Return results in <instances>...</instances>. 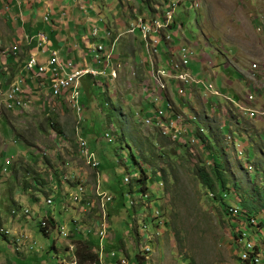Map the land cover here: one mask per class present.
<instances>
[{
	"label": "rangeland",
	"instance_id": "rangeland-1",
	"mask_svg": "<svg viewBox=\"0 0 264 264\" xmlns=\"http://www.w3.org/2000/svg\"><path fill=\"white\" fill-rule=\"evenodd\" d=\"M6 1L2 4L4 15L0 5V51H5L7 59H13L10 63L13 68L8 67L13 72L18 65L13 61L22 55L18 43L11 41V24L5 22L4 17L8 15ZM104 1L108 5L104 7L106 14L107 8L111 7L118 12L114 4L117 0ZM142 1L134 0V5L140 7ZM199 1L197 10L189 6V0L176 4V15L168 26L172 47L190 46L188 68L200 78L205 74L199 59L201 55H207L211 62L210 70L215 74V80L211 76L210 80L216 83L220 93L232 96L233 100L212 96L201 85L202 96L207 99L204 103L197 89L190 98L191 103L172 95L178 106L172 109L176 113L181 112L183 117L181 133H176L175 137L173 132L166 135L161 129L144 123V118L156 110L142 95V85L149 81L147 73L145 75L141 71L132 75L129 71H122L114 80L106 78L105 73H99L97 80L109 83L104 87L86 78L81 91L82 94L88 92L91 99L85 101L79 134L95 153L99 162L98 175L78 156L75 115L63 100L55 98L48 115L45 110L41 111L42 103L38 105L32 100L31 109H24V114L8 112L1 103L6 83L0 80V227L16 230L15 235L22 232L28 240L18 251L17 242L23 238L22 235L12 241L13 238L0 232V264H59L61 259L73 260V240L93 237L97 247L96 223L99 221L103 226V254L115 251L113 255L108 254V262L129 257V263H135L134 254L144 244L151 247L150 252L144 255V264H246L238 257L234 245L229 226L233 217L221 211L218 203L210 198L211 193L194 175V165L198 160L209 167L216 150H222L224 156L218 152L221 159L225 157L224 165L241 182L243 196L235 194L230 202L235 204L236 201L239 205V200L244 197L260 211L256 216L263 222L260 234L249 232L261 253V259L254 264H264V207H260L264 203V42L256 30L264 20V0ZM140 9L144 11V7ZM175 23L179 26L177 31L171 28ZM60 31L63 33V29ZM136 31L133 41L138 58L140 54L146 55V43L140 37L141 33ZM153 35L157 41L151 44L156 47V54L164 58L167 45L159 32ZM15 45L17 48L13 49ZM14 51L16 54L12 53ZM172 53H177V50ZM95 62L92 65L99 71L109 73V69L101 66L100 59ZM5 65L4 58H1L0 79H4L1 76L6 71ZM221 79H230L231 82H227L230 85L221 84ZM86 80L89 81L87 84ZM111 88L116 95L109 97L108 93L113 94ZM36 90L42 95L38 88ZM105 95L121 106L119 115L125 118L127 134L124 140L128 145L118 140L117 131L121 123L108 113L102 99ZM162 103L164 105L166 101ZM239 108L245 109L239 111ZM246 109L254 110V114L250 116L248 111H244ZM165 112L170 115L169 110L165 109ZM111 128L114 131L117 128V131H113V141L107 142L103 134ZM206 135L210 139L202 137ZM19 137L27 144L19 142ZM179 144L188 146L187 153L172 159L167 157V153L173 151L181 154ZM33 147L40 153L47 150L46 155L33 161L35 163L27 162L32 159L24 161L17 154L31 158ZM10 155L15 156L8 157ZM28 165L30 169L26 171ZM140 168L147 173L142 191H139L141 185L133 179L135 174L139 175ZM54 171L58 176L62 175L58 181L54 180ZM33 173L39 174L41 183L24 189V180L31 184ZM64 176L67 182H62ZM125 176L130 177L128 182L124 181ZM78 180L84 181L92 200L97 184L101 191L112 195L111 207L105 216L96 207H90L88 213L72 209L71 193L77 191L75 183ZM34 196L35 201L31 199ZM45 197L51 199L50 204ZM22 200L24 203L20 204ZM77 206L79 208L80 204ZM25 207L32 208L34 214L20 215L18 211ZM39 207L49 210L55 218L44 212L50 219L54 218L58 226L47 235L39 230V220L44 214H36ZM12 209H16L17 216L10 213ZM72 216L79 218L69 225ZM79 222L91 229L86 238L79 235L85 232L83 227L77 228ZM15 223L19 225L17 228L11 225ZM60 226L71 235L59 234Z\"/></svg>",
	"mask_w": 264,
	"mask_h": 264
},
{
	"label": "built area",
	"instance_id": "built-area-1",
	"mask_svg": "<svg viewBox=\"0 0 264 264\" xmlns=\"http://www.w3.org/2000/svg\"><path fill=\"white\" fill-rule=\"evenodd\" d=\"M74 1L77 2L79 8H81L82 10H85L88 5L90 6L92 4V0ZM180 1L181 0H148V2H145L143 0L140 7H144V11H141L139 6L132 8L130 13V22L125 28V32L133 36L137 34L136 30H138L141 33L140 37L146 43L145 60L150 65V73L149 81L144 82L142 85V94H146L144 98H148V102L151 103L153 105V108H155L156 110L149 117L144 118V123L149 124L152 127L161 129L162 132L166 135H171L174 133L175 137L176 133H181L182 128L180 125V121L183 119V117L182 114H180L181 112L176 113L173 111L172 108L174 106H178L172 100V95L178 96L180 99L183 98L189 100L196 89L197 93L199 94L201 85L203 89L212 96L228 98L230 97L229 100H233L232 96H225L224 94L219 92V88L216 86V83L214 81L210 80V76L200 78L199 76L192 74L191 70H189L188 68V59L190 58L189 54L191 53L189 45L172 47L173 40L172 36L168 33V26L169 22L176 15L174 13V8ZM189 6L193 7L194 10H197L200 7V1L189 0ZM48 14L49 11L43 16V19L46 21L49 19ZM171 28L175 31L179 30V26L176 23ZM104 30L105 37H109L108 39H110L111 32L106 24L104 26ZM256 30L261 34L264 42V20L257 26ZM155 32H159L161 34V37L167 45L164 58L156 54L157 49L151 44L157 41V37L153 35ZM91 35L94 37H98V29L95 26L91 30ZM117 38L118 34L114 39L109 41L108 44L100 42V44L97 45V50L100 51V62L103 64V68H110L109 73H106V70L105 72L104 70L98 72L96 70L76 69L73 67L71 60H64L60 58L58 52L52 49L49 51L51 55L44 62H39L36 56L37 53L30 52L24 67L34 77L39 76L47 78L51 89V96L54 98L63 97L64 101L72 108V110H74L78 118H80L81 110L83 107L80 101L81 78L86 73H91L93 75L105 73L106 77H108L109 80H114L118 75V70H120L124 65L127 64L126 62L120 61L119 59H117L115 63H112V60L116 56L114 54V48ZM32 39L36 40V47L44 48V46H47L49 44L47 35L42 31H37L35 34L26 35V40L28 42H30ZM16 48V45L13 46V49ZM174 49L177 50V53H172ZM44 50L48 49L46 48ZM151 54H153V59L151 57ZM209 62L210 61L202 63L208 64ZM253 66H255V64H253ZM131 69L132 68H130V74L135 75L134 69ZM61 71H63V73H61ZM100 84L102 87L109 86V83L107 81H105L104 83L100 82ZM170 87L172 88V90H174L171 94V97L168 95L166 96L168 88ZM110 90L111 92H113V94L111 93L112 95H116L114 89L111 88ZM25 97V91L22 87V78L18 77L9 84L4 92V106L7 109L25 108L26 104L30 103V98L24 99ZM201 97L203 98V103L207 101V99H204L203 96ZM249 98H252V96L249 95ZM164 100L166 101L164 105L170 108V115L165 112L166 108L164 109L163 103L160 104V102ZM242 109L245 108H239V111ZM244 111H248L250 116L254 114V110L251 111V109H246ZM113 129L111 128L108 131H105L103 134L107 142H112L114 139L115 133H113ZM75 143L77 148L79 149V155L83 157L85 163L90 168L96 170L98 163L96 161L95 154L90 149L85 139L79 135H76ZM41 154L45 155L46 151L43 153L41 152ZM6 161H8V158H6ZM135 175L134 177H138L137 174ZM63 179L64 180L62 182H67L68 180L65 176ZM129 180L130 177H124V181L128 182ZM83 182L84 181L81 182L80 180H78L75 183L77 185V191L71 193L72 202L74 203V205L83 204L82 206H80L81 212L87 211L88 213L90 207H96L99 209V213L100 211H102L105 216L106 210L112 202V195L105 191H101L99 184H97L95 185L92 192L94 196V199L92 200L89 196L90 194L87 193L86 186ZM49 189L50 188H48V190ZM45 200L48 204L51 203L50 198L45 197ZM85 207H87V209H85ZM238 212L239 207L237 205L231 206L229 208V214L231 216L238 214ZM10 213H13L12 215L17 216V214H15L16 209H12ZM18 213L24 216H28L29 214L32 216L34 214L32 208L28 207L21 208ZM241 219L242 220H231V222L233 223L232 232L233 235L235 234L234 236L232 235L234 245L237 250V255L242 261L247 263L251 262L254 264L261 259V253L258 244L250 235L251 231L256 233L255 226L257 225V220L253 216L245 218L243 217ZM49 220L50 217H48L45 212L41 216V220H39L40 227L44 228L47 234L53 228H58L57 225V227L52 226ZM100 223V221L96 223L98 245L97 247H94L93 250L98 253L99 261L101 262V264H104L105 262L110 263L107 259L108 254L112 253L113 255L115 254L113 253L115 251L108 252L107 255L103 254L104 245L101 243V240L104 238V236L102 235L103 226L100 225ZM82 224L83 223L79 222L77 224V228L80 229L81 227H83V230H85V232H83V235L89 234L88 232H91V229L85 228L87 226H83ZM145 226L146 225H143V227ZM0 232H2L4 236L15 238V241L20 237V235L15 237V232H13L12 230L9 231L2 227H0ZM58 233L65 237L71 235L63 226L59 227ZM22 237L23 238L17 242L16 249L18 250L21 244H24V242L27 241V235L22 234ZM143 245L142 249L138 248L137 254L141 257V260L145 261L144 258L146 257L144 255H147L150 252L151 247ZM30 246L31 245H29V247ZM112 262L115 264H130L128 257L127 259L126 257H121L119 259L113 260ZM59 264L78 263L74 255L73 260L66 261L64 259H61L59 261Z\"/></svg>",
	"mask_w": 264,
	"mask_h": 264
},
{
	"label": "crops",
	"instance_id": "crops-1",
	"mask_svg": "<svg viewBox=\"0 0 264 264\" xmlns=\"http://www.w3.org/2000/svg\"><path fill=\"white\" fill-rule=\"evenodd\" d=\"M3 1H6V0H0L1 2L0 5H1V12L4 15L5 9L2 5ZM117 1L118 2H115L114 4L118 12L116 13L115 10L111 7V8H107L108 14H106L104 10V7L108 6L104 0H100V1L92 0V4L90 6L88 5L85 10H82L81 8H79L77 2L74 0H12V1H6L5 4H6V8L8 9V12H7L8 15L4 17L6 18L5 22H8L9 24H11L10 30L13 34L11 41H13V44L16 42L18 43L22 58L20 56L19 57L16 56L17 60H14L13 63L15 64L16 62H18V65L17 66L14 65L16 68L13 72H11V70H8V67L13 68L12 64H10L13 59L12 60L11 58L7 59L6 57L7 55L5 54V51L4 50L0 51L3 53L2 55H0V59L4 58V63L6 64L3 67L6 71L5 73H2V76H1L4 79H0L6 83L5 90L7 89L9 84L13 82L15 79H17L18 77L22 78V87L25 91V96H26L25 99L30 98V103L32 100L33 102H35V104L37 103L38 105L42 103L41 111L45 110L46 114L48 115L49 111L51 110V106H53V102L55 103V98L52 97L50 94L51 90H50V86H49V82L47 78L39 77V76L34 77L32 74H30L25 69L24 65L29 56V53L30 52L37 53L36 54L37 59L40 62H44L51 55L49 51L52 49L58 52V55L60 58L65 59V60H71L72 65L74 64L73 67L76 69L96 70L99 72L98 68L92 65L96 63L95 61H98L100 59V53L95 50L96 45L99 44L100 42H103L104 44H108L109 41H111V38L113 37L115 38L117 34H118V38L116 40L115 48H114V54L116 56L112 60V63H115V61H117V59L119 58H121L122 61H125L127 63L120 70H118L117 77L121 75L122 71H124V73L129 71L130 73V68L134 69L135 75L136 73L138 74V72L142 71L144 72L145 75L147 73V75L149 76L150 65L145 60L146 55L142 56L140 54L138 58L136 57V52L134 51V41H133L134 37L133 35L125 32V28L127 24L130 22L131 9L136 7V5H134V0H117ZM11 8H13V11L11 10ZM48 11H49V14H48L49 19L46 21L43 19V16ZM102 18H105V19H102ZM105 24L111 32L110 39H108L109 37H105V30H104ZM94 26L98 29V37H94L91 35V30ZM61 29H63V33H61L60 31ZM37 31L44 32L48 37L49 44L47 46H44V48L36 47L37 42L35 39H32L30 42L26 40V35L35 34ZM193 46L197 47V45H193ZM46 48L48 50H44ZM12 53L16 54L15 51ZM206 61H210V58L205 54L201 55L200 63H201L202 69L204 70L205 76H211L215 80V76H214L215 74L210 70L211 62L208 65H206L205 63H202ZM100 64L101 66H103L101 62ZM227 64L228 63H226L225 65ZM108 69L110 70V68H107V70ZM98 76L99 74L93 76L92 74L87 73L81 78L82 81H81V87H80V101L83 107L81 110L80 118H78L74 110H72V108L64 101V98L59 97V100H63L64 103L69 108V110L72 111L75 115V124H74L75 142H76V135H79L83 138V136L79 134V130H80L79 126L81 123L80 121L82 120V114L84 112V105H86L85 101L87 102V98L89 99L88 92L86 94H82V91H81L82 85L86 78L100 85V81L97 80ZM88 80H86L85 82L86 84L89 82ZM228 81L231 82L230 79H221V84H223L224 82L227 83ZM226 85L228 86L230 84L227 83ZM37 88L38 90L41 91L42 95H40V93L37 92L36 90ZM103 91H104V88H103ZM173 91L174 90H172L171 87L168 88L166 96L167 95L171 96ZM201 92L202 91L199 90V94H198L199 96H202ZM107 95L111 97L110 95L112 94L108 93ZM142 95L143 97H145L146 94H142ZM108 96L105 95L103 96V98L108 97ZM3 99H4V93H3V98H2L1 103H2V106L8 112H16L17 114H24V111H23L24 109H31L30 103L26 104L25 108L7 109L4 106ZM145 99L149 101L148 98H145ZM188 101L191 103L190 99ZM176 102L175 104L177 105ZM180 104H182V102ZM104 105L107 106L108 109L110 108L109 103L104 102ZM19 142L24 143L23 139H20V137H19ZM24 144H27V143L25 142ZM88 146L90 147L89 144ZM34 149L36 148L33 147L32 148L33 152L30 153L31 158H28L26 154H20V153H17V154L22 156L23 157L22 159L24 161H26V159H32L31 161H27V162L32 163L33 161H36L38 158H41V156L42 157L44 156L38 150H34ZM14 156L15 155H10L8 157H14ZM78 156L81 157L82 160L85 162V160L83 159L81 155H78ZM96 161L98 164H97V168L95 172L98 173L99 172L98 171L99 162L97 159ZM9 172L13 174L11 171ZM33 175H34V178L37 177L38 179H40L39 174L33 173ZM61 176L62 175L58 176L56 173L54 180L58 181ZM50 178L53 179V176H51ZM87 193H89L88 190H87ZM31 199L35 201L36 197L34 196V198H31ZM15 200L18 201L19 199L16 197ZM21 203H24V201L22 200L20 204ZM72 206H73L72 209L73 208L77 209L76 212L82 213L80 210L81 209L80 206L78 208V206L74 205V203ZM44 210L46 211L45 208L43 209L42 207H39L38 210H36V214H40ZM46 212H49L50 215H53L49 210ZM71 218L72 219L69 222V225L71 224V222H73V220L76 221V219L79 217L72 216ZM11 225H13L16 228L19 226L16 223L11 224ZM11 230L15 233L17 232L16 230H13V229ZM19 235H22V232L17 233L15 237ZM79 235L84 236L85 238L87 237L86 235H81V234ZM87 235H90V234H87ZM13 240L15 241V238H13L12 241ZM20 250H21V247L19 248L18 251Z\"/></svg>",
	"mask_w": 264,
	"mask_h": 264
},
{
	"label": "trees",
	"instance_id": "trees-1",
	"mask_svg": "<svg viewBox=\"0 0 264 264\" xmlns=\"http://www.w3.org/2000/svg\"><path fill=\"white\" fill-rule=\"evenodd\" d=\"M104 99L103 101L105 103H109V112L110 116H113L116 119H118V122L121 123L120 127H119V131H116L118 133V140L124 142L125 144L126 141L124 140L125 135L127 134V129L125 128V118L121 117L119 115V113H121V106L115 102H112L108 97H104L102 98ZM119 105V106H118ZM164 108H166L167 110H170V108L166 105H164ZM112 118V117H111ZM36 127V126H35ZM115 131V133H116ZM18 136L21 137V135L18 133ZM202 137H206L210 139L209 135L206 136H202ZM201 142H205L204 139H202ZM128 145V144H127ZM187 145L186 144H179V147L182 148V150L180 151L181 154H176L174 151L170 153H167V157H169L170 159H172L173 157H178L179 155L183 156V154L185 155V152L187 153ZM213 151V150H211ZM219 151V150H218ZM217 150L215 151V154H213V163L207 167L205 166V163L202 160H198V162L194 165V175L197 176L198 182L204 186V188L211 193L210 198L212 200H214L216 203H218L219 208L221 209V211L225 214V215H229V208L231 206L236 205V201L235 204L231 203V196L233 195H237L238 193L242 194L243 196V192H241V182H239V180L237 179V177L235 176V174H233L230 170L227 169V167L224 165L225 162V157L221 159L219 152L221 153V151L218 152ZM223 155V153H221ZM224 156V155H223ZM132 159L134 161V163H136V159L134 156H132ZM26 171H28L30 169V167L25 168ZM163 180H166L165 177H163ZM33 182L30 184V182L28 183L27 180H24V189L29 188V187H37L35 184L36 183H41V180H39L37 177L32 178ZM133 179L136 180V182H138V185H141L140 190L142 191L143 189H145V182L147 181V173L140 168L139 171V175L138 177H134ZM241 190V191H240ZM110 206V205H109ZM239 207V212L238 214L232 216L233 219H237V220H242L241 218H245V217H255L257 220V225L255 226V231L256 233L260 234V230H262V220H258L257 219V213H259L260 211H257L254 207L251 206V204L249 203L248 200H246L244 197H242L239 200V205H237ZM111 207V206H110ZM260 207H264V203L260 206ZM109 209V207H108ZM50 223L52 224V226L56 227V222L55 219H50L49 220ZM229 226H230V230L233 229V223L231 221H229ZM39 230L42 232L43 235H47V232L45 231L44 228L40 227ZM233 234V232H232ZM235 235V234H234ZM233 235V236H234ZM119 238V237H118ZM120 240V239H118ZM75 246V258L77 260L78 264H101V262L99 261V257H98V253L95 252L93 250V248L96 245L95 239L92 238H86V239H75L72 242ZM135 257V263H131V264H144L145 261L143 260H138V254H134ZM129 259V257H128ZM132 260V259H130ZM246 264H248L247 262H245ZM104 264H115L113 262L107 263L105 262Z\"/></svg>",
	"mask_w": 264,
	"mask_h": 264
},
{
	"label": "clouds",
	"instance_id": "clouds-1",
	"mask_svg": "<svg viewBox=\"0 0 264 264\" xmlns=\"http://www.w3.org/2000/svg\"><path fill=\"white\" fill-rule=\"evenodd\" d=\"M110 38H111V37H110ZM112 39H114V37L111 38V40H112ZM99 44H100V43H99ZM99 44H97V45H99ZM97 45H96V48H95L96 51H98V50H97ZM98 52L100 53V51H98ZM119 60L122 61L121 58H119ZM123 62H125V61H123ZM86 74H87V73H86ZM90 74H91V73H90ZM92 75H93V74H92ZM93 76H95V75H93ZM106 78H107V77H106Z\"/></svg>",
	"mask_w": 264,
	"mask_h": 264
},
{
	"label": "bare ground",
	"instance_id": "bare-ground-1",
	"mask_svg": "<svg viewBox=\"0 0 264 264\" xmlns=\"http://www.w3.org/2000/svg\"><path fill=\"white\" fill-rule=\"evenodd\" d=\"M103 32V31H102ZM137 32V31H136ZM98 39V38H97ZM184 46V45H183ZM95 57V56H94ZM99 58V57H98ZM189 61V60H188ZM74 65V64H73ZM103 65V64H102ZM51 90V89H50ZM16 214V213H15ZM259 262V261H258Z\"/></svg>",
	"mask_w": 264,
	"mask_h": 264
}]
</instances>
